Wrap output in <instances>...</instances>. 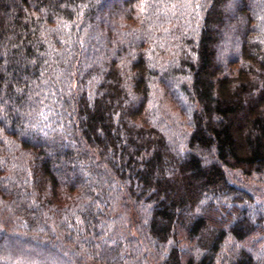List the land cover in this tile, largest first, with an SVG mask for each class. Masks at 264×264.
Returning a JSON list of instances; mask_svg holds the SVG:
<instances>
[{"label": "trees", "instance_id": "1", "mask_svg": "<svg viewBox=\"0 0 264 264\" xmlns=\"http://www.w3.org/2000/svg\"><path fill=\"white\" fill-rule=\"evenodd\" d=\"M0 264H264V0H0Z\"/></svg>", "mask_w": 264, "mask_h": 264}, {"label": "rangeland", "instance_id": "2", "mask_svg": "<svg viewBox=\"0 0 264 264\" xmlns=\"http://www.w3.org/2000/svg\"><path fill=\"white\" fill-rule=\"evenodd\" d=\"M168 100H166V105L169 107L170 111H173V112H178L179 111V107L176 106L177 103L174 102V99L172 98H167ZM179 104V103H178ZM180 105V104H179ZM258 190V189H257Z\"/></svg>", "mask_w": 264, "mask_h": 264}]
</instances>
